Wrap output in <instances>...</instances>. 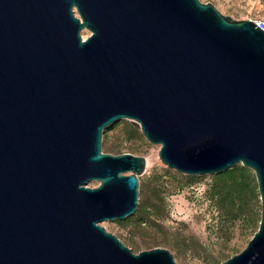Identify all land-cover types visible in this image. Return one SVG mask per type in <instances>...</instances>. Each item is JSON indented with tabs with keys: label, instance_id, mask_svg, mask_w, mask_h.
Returning <instances> with one entry per match:
<instances>
[{
	"label": "water",
	"instance_id": "water-1",
	"mask_svg": "<svg viewBox=\"0 0 264 264\" xmlns=\"http://www.w3.org/2000/svg\"><path fill=\"white\" fill-rule=\"evenodd\" d=\"M124 120L181 174L254 171L260 227L223 264H264V29L200 0H0V264H177L102 226L140 206L147 159L103 152Z\"/></svg>",
	"mask_w": 264,
	"mask_h": 264
},
{
	"label": "rangeland",
	"instance_id": "rangeland-1",
	"mask_svg": "<svg viewBox=\"0 0 264 264\" xmlns=\"http://www.w3.org/2000/svg\"><path fill=\"white\" fill-rule=\"evenodd\" d=\"M214 5L235 21H260L264 26V0H200ZM86 40L91 32L84 30ZM135 129V133L129 132ZM103 152L114 156L145 157L146 173L140 177V205H162L159 215L123 223L105 222L134 254L168 250L177 264H223L241 254L260 227L262 201L254 171L246 176L249 190L242 201L228 200L226 182L219 175L188 176L168 168L160 159L161 146L153 145L127 120L114 124L104 136ZM91 188L99 182H91ZM233 201V203H231ZM137 216V215H135Z\"/></svg>",
	"mask_w": 264,
	"mask_h": 264
},
{
	"label": "trees",
	"instance_id": "trees-1",
	"mask_svg": "<svg viewBox=\"0 0 264 264\" xmlns=\"http://www.w3.org/2000/svg\"><path fill=\"white\" fill-rule=\"evenodd\" d=\"M114 129V126L110 127L108 131ZM135 133V129H132L129 134L133 135ZM105 145H106V140H105ZM249 170L245 168L244 166L240 165L224 174L221 175V178L226 182L225 184L227 185L224 190H222L226 196L229 199L232 198H238L242 201V198L245 195V192L249 190V184L247 183V178L246 176L249 174ZM233 203V201H231ZM162 208V205H159L157 209L154 208V206H142V204L139 206V209L136 213L137 216H134L132 218L127 219L128 221H131L133 219L138 218L139 225H143L146 223V219L148 216H153V215H159L158 210L160 211V208ZM119 223H123V221H118ZM259 230V229H258ZM256 231V233L258 232ZM255 233V234H256Z\"/></svg>",
	"mask_w": 264,
	"mask_h": 264
},
{
	"label": "built area",
	"instance_id": "built-area-1",
	"mask_svg": "<svg viewBox=\"0 0 264 264\" xmlns=\"http://www.w3.org/2000/svg\"><path fill=\"white\" fill-rule=\"evenodd\" d=\"M255 22L257 23V25H258L260 28L264 29V26H263V23H262V22H260V21H255Z\"/></svg>",
	"mask_w": 264,
	"mask_h": 264
}]
</instances>
